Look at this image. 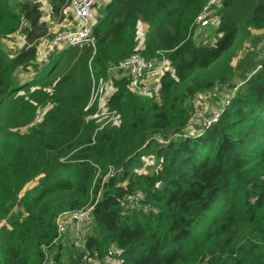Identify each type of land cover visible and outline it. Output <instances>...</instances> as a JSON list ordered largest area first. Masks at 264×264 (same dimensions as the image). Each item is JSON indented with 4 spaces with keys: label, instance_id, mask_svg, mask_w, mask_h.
<instances>
[{
    "label": "trees",
    "instance_id": "trees-1",
    "mask_svg": "<svg viewBox=\"0 0 264 264\" xmlns=\"http://www.w3.org/2000/svg\"><path fill=\"white\" fill-rule=\"evenodd\" d=\"M205 3L109 0L94 47L61 45L41 62L35 44L10 57L0 43V264H42L45 251L53 264H83L109 247L121 251L116 264H264V34L232 65L251 30H264V0H222L215 42L198 44ZM21 16L38 19V6L0 0V41ZM137 51L166 58L159 90L140 96L117 78L106 107L119 123L99 128L96 105L84 110L92 84ZM233 76L219 120L190 122L192 100ZM146 157L152 172L140 169ZM137 192L144 201L126 208ZM88 207L82 248L62 252L57 216Z\"/></svg>",
    "mask_w": 264,
    "mask_h": 264
},
{
    "label": "built area",
    "instance_id": "built-area-1",
    "mask_svg": "<svg viewBox=\"0 0 264 264\" xmlns=\"http://www.w3.org/2000/svg\"><path fill=\"white\" fill-rule=\"evenodd\" d=\"M51 1V0H45ZM68 1L67 5L71 19L66 27H63L51 34V38L47 43H41L36 46L38 62L46 59L55 48L61 45L65 46H91L94 47L95 36L93 34V16L95 14V8L102 5V0H65ZM222 0H206L205 5L195 18L194 25L195 30L200 31L209 24V18ZM29 27V21L21 16L18 28L15 30V34L19 40L21 39L23 32ZM14 37V35H13ZM32 45L31 43L28 46ZM264 58V56H263ZM168 69V62L164 56L154 58L153 60H145L140 55V52H133L128 57L124 58L115 65L108 67L107 76L99 78L90 91L89 101L84 107L86 110L92 105H96L95 111L90 118H97L100 115H105L106 119L99 125V128L105 126L113 118H117L115 110H109L106 107L104 100H107L106 95L111 94L115 90L114 83L117 78H126L127 87L134 93L140 96H150L157 93L159 90V78ZM237 87H234L231 92L224 98L221 106H214L210 110L205 120H200L197 123L211 124L219 120L220 114L223 110V105L228 101V98L232 95ZM108 92H110L108 94ZM105 108L104 112L100 113L101 108ZM194 108V106H193ZM194 110V109H193ZM194 111L192 112L193 115ZM192 122V120H190ZM112 169L109 170L111 173ZM145 195L141 192L129 196L124 206L126 208H135L141 205L144 201ZM91 216V208H83L76 211H64L60 213L56 218L57 237L54 242L62 235L71 234L73 241L76 244L81 243L83 246L84 236L86 233V227L89 224ZM120 250L115 247H109L101 257L96 255L91 257L89 255L84 256L83 264H116L119 263ZM45 261L42 264H53V258L45 251Z\"/></svg>",
    "mask_w": 264,
    "mask_h": 264
},
{
    "label": "rangeland",
    "instance_id": "rangeland-1",
    "mask_svg": "<svg viewBox=\"0 0 264 264\" xmlns=\"http://www.w3.org/2000/svg\"><path fill=\"white\" fill-rule=\"evenodd\" d=\"M104 3L106 4L107 2L104 1ZM103 0H102V4L100 6V10L104 7ZM217 7L214 8L213 13H211V16L209 18V24L208 26H206L204 29L200 30V31H196L193 34V39L196 43L198 44H213L216 40V34L214 32L215 28H216V23H217ZM21 18V17H20ZM20 22V19H19ZM18 28V27H17ZM16 28V29H17ZM143 30L144 28L140 25L137 32H138V43L142 42L143 40ZM264 34V31L261 32V35ZM14 35V37H13ZM254 36V34H251L250 37H247L241 44L239 50L237 51V53L234 55L233 59H232V65L234 66L235 63L240 60L246 53H248V50L250 49V39ZM18 40L19 38H17L15 31L12 34V39L11 40H4V41H0V43L4 46H6V50H8V52L10 53L9 56L13 57L15 52L18 50L19 46H18ZM17 41V44H16ZM36 44V43H35ZM139 45V44H138ZM140 46V45H139ZM258 53H260V55L258 54V58H263L264 56V50H263V44L261 43L259 45V50ZM31 73H27V77H30ZM25 74H22V77H24ZM26 76L24 78H27ZM232 83L230 84H226V83H217L214 85V87L211 90H208L204 93L199 94L197 97H195L192 100V104L194 106V113L193 115L191 114V120L192 123H197L200 120H205L210 112V110L212 109V107L214 106H221L222 101L224 100V98L231 92V89L234 88V86H232L231 84H235L239 85V80L236 76L232 77L231 80ZM110 92H108L109 94ZM108 95H106L107 97ZM156 95L153 94L151 97H155ZM104 103H106V101L104 100ZM105 108H101L100 109V113L104 112ZM43 112L38 111L37 116H36V120L35 123L40 121L41 116H42ZM106 119L105 115H100L97 118V122L99 125H101L104 120ZM111 122V123H110ZM109 123L113 126H117L119 121L116 120V118H113ZM107 123V124H109ZM106 124V125H107ZM29 128V127H28ZM27 128H23L21 130L25 131ZM156 162L152 157H146L144 158V165L140 168H144L143 170L146 172H152L153 168L155 167ZM20 209L17 207L14 208V210L11 212L12 215H15L17 213H19ZM56 244H60L62 246V252H65L67 250H72L75 248H82V244H76L75 241H73V238L71 236L70 233H68L67 235H62L60 236L57 241ZM73 246V247H72Z\"/></svg>",
    "mask_w": 264,
    "mask_h": 264
},
{
    "label": "crops",
    "instance_id": "crops-1",
    "mask_svg": "<svg viewBox=\"0 0 264 264\" xmlns=\"http://www.w3.org/2000/svg\"><path fill=\"white\" fill-rule=\"evenodd\" d=\"M27 1L28 2L30 1L31 3L38 6L40 11V16L38 19H33L32 21H29V27L23 32L21 39L18 40V46H19L18 49H21L22 47L27 46L30 43L31 44L36 43L35 44L36 46L41 43H47L51 38V34L63 27H66L69 24L70 19L72 17L71 14L69 13L68 6H66L68 1L65 0H51V1L27 0ZM104 1L107 2L106 5L109 2V0H103V3ZM100 6L95 8V14L93 16V24L97 21L96 15H97V10L100 8ZM98 15H100V11L98 12ZM140 25L144 28L143 30V36H144L147 27L144 23L139 22L137 29L139 28ZM263 31L264 30H251V34H254V36L255 35L260 36L261 32ZM139 45L141 46L142 42H140Z\"/></svg>",
    "mask_w": 264,
    "mask_h": 264
},
{
    "label": "water",
    "instance_id": "water-1",
    "mask_svg": "<svg viewBox=\"0 0 264 264\" xmlns=\"http://www.w3.org/2000/svg\"><path fill=\"white\" fill-rule=\"evenodd\" d=\"M106 7H107V5H106Z\"/></svg>",
    "mask_w": 264,
    "mask_h": 264
}]
</instances>
